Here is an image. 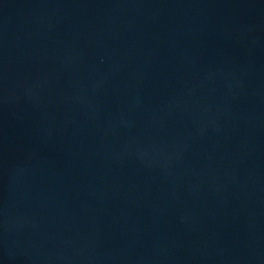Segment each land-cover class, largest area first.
<instances>
[{"label": "water", "instance_id": "95a60500", "mask_svg": "<svg viewBox=\"0 0 264 264\" xmlns=\"http://www.w3.org/2000/svg\"><path fill=\"white\" fill-rule=\"evenodd\" d=\"M0 264H264V0H0Z\"/></svg>", "mask_w": 264, "mask_h": 264}]
</instances>
